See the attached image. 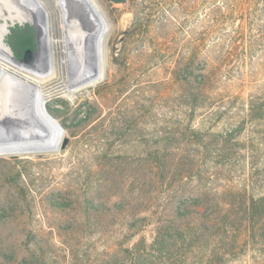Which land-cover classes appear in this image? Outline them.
I'll return each mask as SVG.
<instances>
[{
    "label": "rangeland",
    "instance_id": "obj_1",
    "mask_svg": "<svg viewBox=\"0 0 264 264\" xmlns=\"http://www.w3.org/2000/svg\"><path fill=\"white\" fill-rule=\"evenodd\" d=\"M98 2L105 80L43 86L67 143L0 156V264H264L215 233L264 197V0Z\"/></svg>",
    "mask_w": 264,
    "mask_h": 264
},
{
    "label": "bare ground",
    "instance_id": "obj_2",
    "mask_svg": "<svg viewBox=\"0 0 264 264\" xmlns=\"http://www.w3.org/2000/svg\"><path fill=\"white\" fill-rule=\"evenodd\" d=\"M46 2L0 0V156L60 152L65 129L49 109L47 81L59 75L73 98L106 78L110 24L98 0ZM26 21L37 30L31 64L19 61L5 41L10 23Z\"/></svg>",
    "mask_w": 264,
    "mask_h": 264
},
{
    "label": "trees",
    "instance_id": "obj_3",
    "mask_svg": "<svg viewBox=\"0 0 264 264\" xmlns=\"http://www.w3.org/2000/svg\"><path fill=\"white\" fill-rule=\"evenodd\" d=\"M16 37V50L18 52L25 53L27 49H33L35 35L33 31L27 28H20ZM226 221L219 223L218 227L215 230V233L220 234L226 226L239 225L238 229L243 226V222L248 223V229L250 232L249 240L245 242L244 245L256 246L264 245V197L252 198L250 204V213L246 219L240 217H233L232 221H229V216L225 217ZM223 242V240H220Z\"/></svg>",
    "mask_w": 264,
    "mask_h": 264
},
{
    "label": "water",
    "instance_id": "obj_4",
    "mask_svg": "<svg viewBox=\"0 0 264 264\" xmlns=\"http://www.w3.org/2000/svg\"><path fill=\"white\" fill-rule=\"evenodd\" d=\"M111 2L112 3H114V4H117V5H120V4H126L127 3V0H111ZM26 22H29L30 23V21H26ZM20 23V22H19ZM20 24H22V23H20ZM32 24V23H31ZM72 27L73 28H75V29H78V26H77V22H72ZM10 48V47H9ZM11 49V48H10ZM12 50V49H11ZM12 53L14 54V52L12 51ZM35 54L36 53H34L32 50H27L26 52H25V55H24V57H23V59H18L17 57H16V55H15V57L19 60V61H21V62H23V63H25V64H31L32 62H33V60H34V57H35ZM67 143V141L66 140H64V142H63V146H65V144Z\"/></svg>",
    "mask_w": 264,
    "mask_h": 264
},
{
    "label": "flooded vegetation",
    "instance_id": "obj_5",
    "mask_svg": "<svg viewBox=\"0 0 264 264\" xmlns=\"http://www.w3.org/2000/svg\"><path fill=\"white\" fill-rule=\"evenodd\" d=\"M27 50H29V49H27ZM31 50V49H30Z\"/></svg>",
    "mask_w": 264,
    "mask_h": 264
}]
</instances>
